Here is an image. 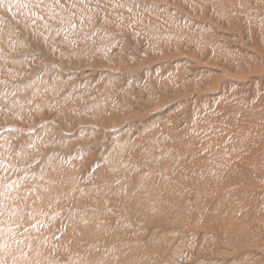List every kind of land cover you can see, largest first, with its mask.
<instances>
[{
    "label": "rangeland",
    "instance_id": "obj_1",
    "mask_svg": "<svg viewBox=\"0 0 264 264\" xmlns=\"http://www.w3.org/2000/svg\"><path fill=\"white\" fill-rule=\"evenodd\" d=\"M0 264H264V0H0Z\"/></svg>",
    "mask_w": 264,
    "mask_h": 264
},
{
    "label": "bare ground",
    "instance_id": "obj_2",
    "mask_svg": "<svg viewBox=\"0 0 264 264\" xmlns=\"http://www.w3.org/2000/svg\"><path fill=\"white\" fill-rule=\"evenodd\" d=\"M243 74L244 73L238 68L237 69V75L244 76ZM243 78H245V76ZM218 86L219 85H217V83H212V84L210 83V84H207V86L202 85V84H199L198 86H195L194 89H195V92L198 93L199 94V97H200L205 91H208L210 89L216 88ZM189 92L190 91L186 90V93H189ZM148 102H149V100H148ZM230 156L231 157L232 156L234 157L233 154H231ZM241 160H242V158H241ZM244 161L247 162V163H250V159L249 158L244 159ZM222 163L223 164H226L223 161H222ZM221 167H224V165H222ZM171 172L173 173V174H171V178L172 179L174 178L173 181H182L181 184L183 186L185 184L189 183L190 181H193L195 183L196 181L194 180V178L196 180L199 178V176H197V174L194 171H192V170L187 171V169L184 168V167H178L175 171L174 170H171ZM216 172H217V170H216ZM197 187L198 188L200 187V185L198 183H197ZM197 195H200V193H197Z\"/></svg>",
    "mask_w": 264,
    "mask_h": 264
}]
</instances>
